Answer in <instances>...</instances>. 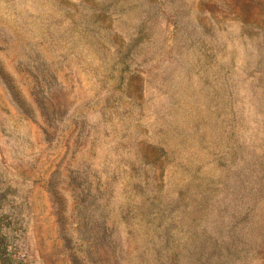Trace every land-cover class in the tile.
Here are the masks:
<instances>
[{"label": "rangeland", "instance_id": "obj_1", "mask_svg": "<svg viewBox=\"0 0 264 264\" xmlns=\"http://www.w3.org/2000/svg\"><path fill=\"white\" fill-rule=\"evenodd\" d=\"M0 264H264V0H0Z\"/></svg>", "mask_w": 264, "mask_h": 264}]
</instances>
